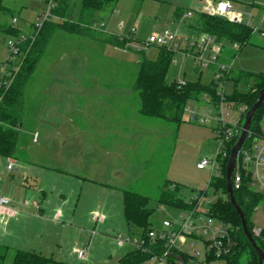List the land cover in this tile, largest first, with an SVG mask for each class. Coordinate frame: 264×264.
Segmentation results:
<instances>
[{"label": "rangeland", "instance_id": "obj_1", "mask_svg": "<svg viewBox=\"0 0 264 264\" xmlns=\"http://www.w3.org/2000/svg\"><path fill=\"white\" fill-rule=\"evenodd\" d=\"M3 1L16 15L18 22L15 24H23L20 27L23 28L24 33L30 34L32 32V26L30 25L37 21L39 13L44 9L43 1ZM66 3V15L63 17L57 15L55 20L60 22H64L65 20L80 21V0H66ZM113 6L114 11H110ZM209 6L210 3L207 0H118L115 5L109 4L96 12L93 18L86 19L88 20L86 28L88 29L87 32L93 34L92 36L99 38H103L105 29V32L108 33L115 32L119 35L132 34L135 40L138 41L145 40L153 32H161L165 29L176 31L179 34H187L190 32L185 27L187 22L194 20L197 13L206 10ZM177 7L183 13L180 18L175 19L173 10ZM235 9L239 10L240 8L235 7ZM188 11L193 14L191 19H182L184 18L183 14ZM98 16L100 18L106 17L105 20L108 21L104 29L95 27L93 24L95 23L93 21H98ZM10 18V14L0 15V20L3 21L2 23H5L7 19L10 20ZM58 32L62 35L60 37L67 41V48L60 49L58 38H54L49 43V47L46 46L36 66L37 70L47 68V59L58 54L59 50L65 49L69 54L72 52L74 46L72 41H75L74 39L78 35L62 29H59ZM101 33L103 34L101 35ZM11 37L13 36L0 32V73L3 70L6 60L9 58L10 49L8 47V41ZM2 38H5L4 42ZM260 38L264 40L263 36L252 33L248 43L240 46L241 48L237 52L233 43H223L226 57L233 59L232 74L238 73V71L264 72V46L262 41L260 43ZM83 49L82 54H85L87 59L81 61V63L85 62L83 67L88 71V84H95L98 78L97 76H90L91 71L100 70L102 75H99V78L104 80H120L125 74L123 82L125 88L127 85H130V82H134L138 70L136 62L142 57V54L144 53V56L148 59L155 58L157 54V48L155 46H149L143 53L133 49L122 51L116 49L111 50V52H103L98 46V43L95 44L93 49L86 48V45ZM22 59L23 55L17 54L13 61L20 67ZM211 78V68H201L190 58L183 57L179 54L174 55L166 74L167 82L181 79L190 81L199 79L201 82L208 84ZM234 87V81L228 79L226 82L227 96L233 94ZM237 88L240 91H244L247 88L246 81L241 79ZM31 89L29 84L24 88L25 95L28 97H26L28 108L26 110V116H24L23 112L22 126L19 130L17 148L14 153V156L22 161L27 159L31 160L32 158L30 157L33 151L45 150L47 148V141L43 140V137L40 136L38 141L32 139L33 131L37 124L34 123L32 117L34 103L31 102L33 100L31 98L33 97ZM132 92L134 102L131 107H128L129 109L132 108L134 112L131 109L129 114L132 116V113H134L136 117H143L144 115L139 113L137 93L133 88ZM200 102L203 103L202 101ZM234 104L238 105L239 103L234 102ZM227 110L230 117L233 116L234 120H239V113L235 108ZM210 113L213 114V109L210 110ZM73 114H75L76 119L81 118L80 112L74 111ZM87 114L90 115V121L86 120L87 124H85L88 132H90H87V134L94 135L96 133L95 129L98 126L96 125L98 124V102L90 105ZM183 115L185 120L180 123L150 117L152 119L150 125L144 124L145 128H151L149 135H146L144 140L134 148V152L137 154L133 156V166L135 168L142 166L143 174L141 178H137L135 182L127 185L125 188L139 192L150 198L149 206L153 208V212L149 217V221L152 227L156 229L163 228L164 220L175 221L180 210H183L157 203L156 199L159 195L160 188L166 180L177 182L180 186L179 194L186 200L193 198L195 193L202 189L207 190V199L211 198L214 201L216 200L213 197L212 186H207L209 169H200L196 166L203 158L212 157L218 151L219 143L213 130L215 123L213 121L199 123L195 120H189L187 113L184 112ZM261 124L264 125V118ZM87 134L85 133L83 136L86 137ZM0 159L2 160L0 162V188L5 187L7 189L11 188L9 187L11 185H17L18 189H21L24 195L30 197L29 193L34 192L33 181L30 177L27 180H23L18 170H9L7 172L5 158L0 157ZM42 160L45 164H51L52 162L47 157H43ZM32 169L35 171L39 168L33 164ZM62 174L56 175H59L60 182L66 185L67 175L66 173ZM85 174L87 177H94L92 173ZM128 176L133 177V171L129 172ZM48 180L49 174L46 173L43 182L47 183L49 182ZM83 183V188L80 184L75 183V186L72 187L76 192L75 195L70 194L64 204L57 202L56 196L53 195L51 197L48 191L49 199L52 200L51 206L48 209L45 207L42 213L36 207L32 208L33 214H31L33 219H29L24 224L21 235H13L4 240V244H7L9 249L5 257L0 259V264H11L16 250H34L71 264H118L119 258L133 249L128 244L118 248L115 242V237H128L129 235L123 215L122 189L110 188L107 190L99 188L98 184L90 183L89 181H83ZM63 184H60L62 188L64 187ZM56 206L61 208L64 217L60 216L57 219L55 218L54 212H56ZM48 210L51 212H48ZM94 213L97 215L104 213V217L108 214V217L104 223L102 221L95 223V221L91 220ZM71 217L74 218L72 219ZM251 221L254 227H263L261 226L264 225L263 210L259 209L253 212ZM92 231L94 232L92 233ZM88 242L90 243L88 250V253H90L89 259H78L75 248ZM175 250L180 252L185 258L193 259L194 263L192 264H224L220 260L211 262L206 260L203 237L180 236L176 239ZM3 251L1 247L0 253ZM115 251L117 254H114ZM246 262L247 254L243 252L240 257V264H246ZM150 264L170 263L151 261Z\"/></svg>", "mask_w": 264, "mask_h": 264}, {"label": "crops", "instance_id": "obj_2", "mask_svg": "<svg viewBox=\"0 0 264 264\" xmlns=\"http://www.w3.org/2000/svg\"><path fill=\"white\" fill-rule=\"evenodd\" d=\"M229 1L232 3L234 9L235 7L240 8L239 10H235L241 13L243 18L250 15L254 19L253 25L257 27V31L253 33L264 37V0ZM4 5L8 7L5 3ZM179 9L177 7L173 10L175 19H177L176 11ZM10 11V17H16L13 10L10 9ZM110 11H114V6ZM204 11L207 12V9ZM191 17L187 19H191ZM105 18L98 16V21L105 22L106 27L108 21ZM10 20L7 19L5 23H2L3 21L0 20V24H10ZM22 25L16 24L20 32H24L23 28L20 27ZM187 29L189 30V28ZM60 34L58 30L55 31L49 39L47 46L49 47V43L57 37L60 49L67 48V41L60 37L62 36ZM104 34L103 38L106 35L116 33H108L104 29ZM77 35L78 37L74 39L75 41H72L74 46L70 54L65 49L59 50L58 54H54L55 56L47 59V68L41 70L35 68L26 82V86L29 84L32 88L31 94L33 97L30 96L33 99L31 102L34 103L32 117L34 123L37 124L33 131L32 139L34 140V134L37 133L35 140L38 141L40 136L43 137L42 139L47 141V148L45 150L33 151L30 157L32 159L25 161L19 160L14 154L9 157L0 155V157L5 158L7 172L9 171L7 169L8 159L11 158L14 161L11 170H18L23 180H27L30 177L34 186V192L29 193L30 197L24 195L17 185H11L9 186L11 188L7 189L5 187L0 188V195L8 198L10 203H13L17 209L13 216H6L0 213V246H6L8 249L9 246L4 244V240L13 235H21L24 224L29 219H33L32 208L35 207L34 203H38V207L36 208L40 213L43 212L45 207L48 209L51 206L52 200L49 199L48 191L51 197L53 195L56 196L57 202L64 204L70 194L75 195L76 192L72 188L75 186V183L80 184L83 188V181H89L90 183L98 184L99 188L107 190L118 188L123 191L127 185L135 182L137 178H141L143 174L142 166L138 168L133 166V156L137 154L134 152V148L144 140L146 135H149L151 128H145L144 124L150 125L152 119L150 116L136 117L134 113H132V116L129 114L132 109H129V107L134 102L132 92L134 82H130V85H127L126 89L123 83L125 74L120 78V83L119 79H101L99 78V75H102L101 71L94 70L91 71L90 76L98 77L96 83L88 84V71L83 67L85 62L81 63V61L87 59V56L82 54L85 45L86 48L93 49L95 44L98 43L103 52L128 49L105 43L102 40L103 38L92 36L91 32L84 31ZM2 40L4 42L5 38H2ZM259 41L260 43L262 41L264 46V40L260 38ZM140 59L136 62L137 64ZM223 59H228L225 53ZM238 73H231L230 79ZM26 97L27 95L24 92V116H26L28 108ZM97 102L98 124L96 125L98 126L95 129L96 133L94 135H88V128H86L85 124H87L86 120L90 121V115L87 112L90 105ZM74 111L81 113L80 119H76L75 114H73ZM132 111L134 112L133 109ZM139 113L141 114L140 110ZM262 128L264 131V125H262ZM85 133L87 134L86 137L83 136ZM256 145L262 148V155L264 156L263 141L258 139ZM43 157L51 159V164H45L42 160ZM0 162H2L1 159ZM33 164L39 169L33 171ZM131 171H133V177L128 176ZM46 173L49 174V182L47 183L43 182ZM62 173H66L67 175L66 185L60 182L59 175H63ZM85 173H92L94 177H87ZM60 184H63L64 187L62 188ZM259 209H262L264 212V203L259 204L254 212ZM51 211L48 210V212ZM55 214H57V218L60 216L64 217L63 211L58 206H56ZM101 215H103L102 223H104L108 214L106 217H104V213ZM71 218L73 219L74 217ZM121 247L118 246V248ZM114 254H117V252L115 251ZM89 255L90 253L87 254L85 260L89 259Z\"/></svg>", "mask_w": 264, "mask_h": 264}, {"label": "trees", "instance_id": "obj_3", "mask_svg": "<svg viewBox=\"0 0 264 264\" xmlns=\"http://www.w3.org/2000/svg\"><path fill=\"white\" fill-rule=\"evenodd\" d=\"M118 0H80V21L64 22L48 20L38 32L25 35V38L19 44L20 52L23 55L20 67L15 74L9 86L2 85L0 89V155L4 157L13 156L18 143L19 130L22 126L24 112V88L26 82L40 58L42 57L47 43L52 34L62 29L72 34H79L87 31L88 18H93L95 13L109 4H116ZM66 0H58L54 13L59 17L66 15ZM10 9L6 7L3 0H0V15L10 14ZM182 10L176 11L177 18L182 15ZM95 27H99L103 21H93ZM105 23V22H104ZM85 25V26H84ZM88 25V24H87ZM105 24L103 26L104 29ZM191 32L196 34L208 33L215 37L222 44L225 42H237L241 46L248 43L253 30L245 24H239L228 21L227 19L214 16L208 12H200L194 20H189L186 24ZM0 32L20 37V30L16 25L0 24ZM135 39L132 34L117 35L110 34L103 38L105 43L126 48L128 41ZM224 47V44H223ZM157 54L153 59H148L141 51L142 57L138 62V70L133 83V90L137 93L139 100V110L141 114L150 117L171 120L176 123L184 121V106L190 99H198L204 93L214 94L212 83H202L199 79L186 80L184 83L166 81V74L172 61L173 52L165 47H156ZM225 50V48H224ZM240 72V71H239ZM231 78V74L227 79ZM234 81V92L227 96L229 100L235 103L245 104L247 109L256 101L258 91L264 87V72L241 71ZM246 81L247 88L240 91L237 88L239 81ZM247 111V110H246ZM245 114V113H244ZM241 115V121L244 116ZM264 118V103L255 109L251 119L249 133L246 136L239 152L237 161L241 160L243 150H253V141L255 138L264 136L262 128V119ZM234 136L226 146L227 157L222 160L220 175L211 181L214 192L217 193L216 200L211 203L209 213L220 221L229 224L232 228V236L236 244L231 251L219 257H215L211 252L206 254L208 262L220 260L224 264H240V257L243 252L247 254L246 264H257V252L241 229V219L233 205L230 203L225 186V167L229 157L232 145L237 137ZM245 169L241 168L242 181L239 188L234 189V197L240 205L249 230L252 232L254 224L251 221V215L259 204L264 203V194L252 189L249 184L250 176ZM180 186L177 182L166 180L160 188L156 199L158 204L176 207L179 209H190L193 204L189 203L180 194ZM150 198L136 191L125 189L122 191V205L124 220L131 236H145L147 231L152 229L149 217L153 208L149 206ZM136 233V234H134ZM258 245L264 250V226L258 236H254ZM3 252L0 253V259L5 257L8 250L6 246H0ZM159 251V249L157 248ZM162 251V248H160ZM183 256V255H182ZM149 258V255L138 250L132 249L119 258L118 264H143ZM168 260L173 262L172 257ZM188 258L183 256V261L188 264ZM1 263V262H0ZM11 264H71L55 259L53 256H46L41 252L34 250H16Z\"/></svg>", "mask_w": 264, "mask_h": 264}, {"label": "built area", "instance_id": "obj_4", "mask_svg": "<svg viewBox=\"0 0 264 264\" xmlns=\"http://www.w3.org/2000/svg\"><path fill=\"white\" fill-rule=\"evenodd\" d=\"M44 9L39 13L37 21L32 24V32H38L46 21L55 20L56 14L54 9L57 7L58 0H42ZM210 6L207 12L228 21L245 24L252 28L253 32L257 31V27L253 25L250 15L243 18L242 14L237 12L229 0H207ZM190 11L183 14L184 18L191 17ZM17 17L11 18V24L16 25ZM104 22L100 23L103 28ZM30 33V34H31ZM26 33L22 32L20 37H11L8 41L9 58L6 60L3 70L0 73V89L2 85L9 86L19 66L13 61L17 54H21L19 44L25 38ZM236 48V52L241 48L237 42H232ZM127 49L135 51H145L149 46L165 47L175 54L190 58L196 65L201 68H211V82L215 84L214 94L204 93L198 99H190L184 106V112L187 113L189 120H195L199 123L213 121V128L217 137L219 148L217 153L212 157H205L196 166L200 169H209V180L207 186H211V181L220 175L222 160L227 157V143L236 135L240 134V118L247 110L245 104H234V101L228 99L226 95L227 78L232 73L233 59H223L224 47L218 42L214 36L208 33L196 34L189 32L187 34H179L176 31L165 29L161 32L151 33L145 40H131L126 44ZM172 57V60H173ZM186 80H177L178 83H184ZM0 94V99H1ZM202 101L203 103H201ZM193 102V103H191ZM194 104V105H191ZM235 108L239 113V120H234L233 116H229L227 109ZM213 109V114L210 110ZM209 110V111H208ZM36 133L34 134V140ZM260 139L264 143V136L255 138L253 141V150H243L241 160L235 162L233 173V189H237L241 185L242 174L241 168L247 171L250 176L249 184L253 190L264 194V156L262 148L256 146V141ZM13 159H8L7 169L13 167ZM213 188V187H212ZM206 189L198 190L195 196L189 200L193 204L190 209L180 210L175 221L164 220L163 228H152L147 231L145 236L115 237L117 246L131 245L133 249L149 255V258L143 264H150L151 261L168 262L170 264H185L183 256L175 250L176 239L180 236L203 237L205 255L211 252L215 257L228 254L232 247L236 244L232 236L233 228L215 216L209 213V207L213 203V199L206 198ZM213 197L216 199L217 193L213 189ZM37 207V203H34ZM17 209L9 199L0 195V213L6 216H13ZM57 218V214H55ZM92 220L95 222L103 221L101 214H93ZM262 227H253V236L260 235ZM94 231H92L93 233ZM90 243H85L76 248V256L78 259L84 260L87 257ZM159 249V251L157 250ZM162 248V251H160ZM175 252L182 256L181 260L173 258V262L168 260L169 253ZM188 264L194 263V260L188 258Z\"/></svg>", "mask_w": 264, "mask_h": 264}, {"label": "water", "instance_id": "obj_5", "mask_svg": "<svg viewBox=\"0 0 264 264\" xmlns=\"http://www.w3.org/2000/svg\"><path fill=\"white\" fill-rule=\"evenodd\" d=\"M263 103H264V87L258 91V97H257L256 101L249 107V109H247V111L245 112V114L242 118L240 134L237 137L235 143L231 147L229 157H228L226 167H225V180H226L225 190H226V194H227V197H228L230 203L233 205V207L235 208V210L237 211V213L240 216L241 229H242L243 235L247 237L250 244L253 247H255V249H256L257 257H258L257 264H264V250H262V248L258 245V243H257L256 239L254 238L252 232L249 230L245 216H244V213H243L240 205L238 204V202L236 201V199L234 197L233 173H234V167H235L237 154H238L246 136L249 133L250 123H251V119L253 117L254 111L256 108H258ZM169 256L176 259V260L182 259V256L179 254H176L175 252H170Z\"/></svg>", "mask_w": 264, "mask_h": 264}]
</instances>
